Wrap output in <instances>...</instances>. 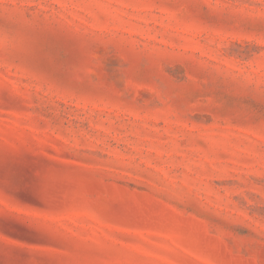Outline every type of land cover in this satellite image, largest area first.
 Wrapping results in <instances>:
<instances>
[{"label": "rangeland", "instance_id": "obj_1", "mask_svg": "<svg viewBox=\"0 0 264 264\" xmlns=\"http://www.w3.org/2000/svg\"><path fill=\"white\" fill-rule=\"evenodd\" d=\"M0 264H264V0H0Z\"/></svg>", "mask_w": 264, "mask_h": 264}]
</instances>
